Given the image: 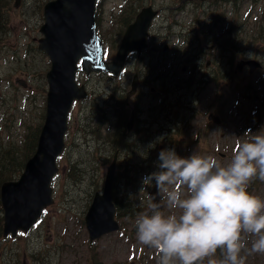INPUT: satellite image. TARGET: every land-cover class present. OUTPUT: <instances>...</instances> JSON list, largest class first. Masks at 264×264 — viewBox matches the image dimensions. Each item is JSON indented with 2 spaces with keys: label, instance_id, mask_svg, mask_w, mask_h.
Wrapping results in <instances>:
<instances>
[{
  "label": "rangeland",
  "instance_id": "1",
  "mask_svg": "<svg viewBox=\"0 0 264 264\" xmlns=\"http://www.w3.org/2000/svg\"><path fill=\"white\" fill-rule=\"evenodd\" d=\"M24 1L26 6L22 8L21 2H19L10 15L9 34H3V36L8 35L10 37V49L14 48L19 56L23 55L27 42L32 41L36 45V41L32 39L41 36L39 27L43 23V18L37 5L46 0ZM216 10L218 11V9ZM227 16L228 20L225 22L213 24L211 38L199 37V50L210 48L212 46L210 43H212L213 51L208 52L206 56L212 60V63L217 57L222 69L224 54L218 51V47L223 46L224 30H227V27L230 26L228 42L240 47L247 46L242 57L241 55L236 56L238 62L249 58L253 53H257L259 59L263 57L262 60L264 61V41L258 39V32L262 26L264 29V0L243 1L237 7L230 8L227 11ZM145 28L146 26L140 27V33H144ZM15 51H13L10 58L11 62L15 60ZM219 53H222V55ZM198 56H201L200 53ZM36 61L38 65L41 64L39 57ZM252 75L250 80L245 82L248 86L246 88H243L240 83H227L223 80L218 81V86L213 87L210 83H205L201 85V88L196 87L195 90L198 95L192 98V103L197 104L198 111L199 109L206 110L208 108L212 101L213 90L214 103L210 104V108L214 110L215 114L223 117L224 123L220 126H216V124L210 126L208 135L203 133L205 131L200 124L180 131L181 135H178L176 129L173 128L169 130L170 136L175 135V138L178 137L183 140L185 145H181L176 150L175 146L171 147L167 144L163 149H174L180 156H189L193 152L202 156L210 155L215 157L221 164H227L236 144L249 139L257 132H264V103H261V99L264 97V79H262L264 69L256 71ZM17 78L24 79L27 82V87L17 86L15 84ZM9 79L18 89L9 84ZM79 79L82 81L84 76L79 74ZM33 82L34 79L28 77L24 72L15 71L0 82V92L3 86L7 98V101L0 105V132L4 138L10 134L15 140H19L20 134L24 130V123L35 120V113L38 111L37 106L40 101L32 97L26 98L30 93L28 84ZM91 83V93L95 96L101 93V97L105 99L106 91L111 92L112 80L109 78L105 77L102 80L101 77L95 76L92 78ZM216 93L221 95V100L216 101ZM245 94L248 97H245ZM81 108H83L82 103H76L72 109L70 116L71 131L67 135L66 151L58 160L59 165L65 163L68 156L75 162L81 158V151L90 153L93 151L91 146L94 142L91 143V141H85V145L79 144L75 150V144L80 140H77L73 133L76 132L77 119ZM199 130L202 133L198 136ZM170 136L168 135V141ZM196 138L198 140L201 138L199 144L193 143ZM45 154H47L48 161L51 156L47 152ZM59 165V170L51 183L55 198L54 205L45 211L43 221L39 222L32 231L18 236L10 243V245L19 246L22 263H33L32 258L38 257L39 264H89L87 261V233L83 216L93 194L97 190H94L95 185L90 183L89 180L74 183L65 176L64 165ZM106 168H104V171ZM154 171L157 170L154 168L148 170L142 166L140 176H134L136 181H133L132 184L126 185L124 182H117L116 193L117 189L126 190L125 192L134 198L133 208H137V211L133 218H123L121 231L103 236L94 244L100 254L99 260L103 264H160V258H156L158 251L142 245L136 238V230H133L137 215L147 210L150 196H155L159 200L155 181L153 180L151 184L147 181L142 182L145 176ZM134 183L137 188L132 190ZM41 186L42 180L40 179L36 189H40ZM248 190L264 198V181L257 179V185L253 188L249 187ZM160 203L163 205L164 202L160 201ZM163 210L167 211L166 207ZM125 226L127 235L123 233ZM245 238L248 243L240 253L244 257V264H264V254L251 253L249 249L252 238ZM203 259H205L206 264H219L223 259V253L218 249L215 253Z\"/></svg>",
  "mask_w": 264,
  "mask_h": 264
},
{
  "label": "flooded vegetation",
  "instance_id": "2",
  "mask_svg": "<svg viewBox=\"0 0 264 264\" xmlns=\"http://www.w3.org/2000/svg\"><path fill=\"white\" fill-rule=\"evenodd\" d=\"M106 1L110 4L108 17L101 8L97 14L98 27L108 18L110 40L106 44V61L116 58L125 30L143 9L147 20L145 43L140 49L128 52L120 72L117 75L97 74L102 79L112 80L109 105L98 102L97 107L111 109V128L116 133L114 155L117 163H129L126 156L135 162V173L127 174L132 184L136 181L134 176H140L141 166L147 169L152 161L158 165V153L167 144L175 146L176 150L183 144L169 142V130L175 128L181 135L180 131L196 124L202 125L204 130L210 127L208 114H202L197 104L192 103L197 83L204 78L205 82H213L210 72L203 76L204 70L210 68V59L206 55L213 51V44L200 51L199 37L211 38L213 24L228 20V16L220 14L217 8L231 7L245 0H99V4ZM139 33L138 30L135 35ZM226 49L227 59L237 50L230 45ZM239 50L246 51L245 48ZM251 57L257 56L252 54ZM245 69L246 66L239 68L242 81L246 80ZM97 75L85 78L88 97L84 103L92 100L91 80ZM136 188L134 183L132 190Z\"/></svg>",
  "mask_w": 264,
  "mask_h": 264
},
{
  "label": "clouds",
  "instance_id": "3",
  "mask_svg": "<svg viewBox=\"0 0 264 264\" xmlns=\"http://www.w3.org/2000/svg\"><path fill=\"white\" fill-rule=\"evenodd\" d=\"M158 161L142 182L155 181L159 200L150 196L134 226L137 240L160 253V264H198L218 249L219 264H244L245 237L252 238L251 253L264 254V198L248 190L254 179L264 181V132L236 144L227 164L174 149L160 150Z\"/></svg>",
  "mask_w": 264,
  "mask_h": 264
},
{
  "label": "water",
  "instance_id": "4",
  "mask_svg": "<svg viewBox=\"0 0 264 264\" xmlns=\"http://www.w3.org/2000/svg\"><path fill=\"white\" fill-rule=\"evenodd\" d=\"M95 1L97 0H53L44 6V23L40 28L44 38L39 39V47L48 52L53 62L52 71L48 74L50 83L47 93V121L39 139L35 161L28 162L26 171L19 182L4 184L2 187L6 221L5 231L14 230L19 226L25 227L37 214L40 207L50 201L48 182L51 175L46 174V172L51 168V159H54L63 148V135L66 130V119L71 103L73 99L84 96L83 87H77L75 82L76 63L80 60V69L86 74L109 72L112 75H117L128 52L134 48L140 49L145 43L147 20L145 19V9H143L135 21L127 27L121 42L126 34H128V38L120 44L116 58L112 61H104L102 44L95 31ZM135 26L139 27V31L140 27L146 26L145 32L140 33L138 38H135L131 33V29ZM67 32H71L82 41L80 46L73 48L69 39L58 43L53 36L63 35ZM56 60L62 64L63 68L53 77ZM246 64L249 65L251 72L260 65L255 60H248ZM46 152L51 156L49 162ZM115 161L116 157L106 171L102 193L97 192L95 194L84 217L90 241L119 228L118 222L114 220L115 208L111 196ZM40 179L42 180V189L35 191L33 187L39 184ZM42 192L46 194L45 199L37 207H32L31 203ZM100 199H104V201L100 202ZM10 205L14 208L27 207L28 215L25 217L19 215L9 220L8 207ZM96 214H99L100 217L98 223L94 222V215Z\"/></svg>",
  "mask_w": 264,
  "mask_h": 264
},
{
  "label": "trees",
  "instance_id": "5",
  "mask_svg": "<svg viewBox=\"0 0 264 264\" xmlns=\"http://www.w3.org/2000/svg\"><path fill=\"white\" fill-rule=\"evenodd\" d=\"M12 0H0V33L5 31V34L9 33L10 26L8 25L9 20L3 13L6 9L12 8L11 5ZM41 9V7H40ZM9 36L5 35L0 38L3 44L9 41ZM228 65V64H227ZM220 66L214 67L213 71L215 72L216 76L222 78L223 76V69H226V65H223L222 69L220 70ZM222 72V73H221ZM111 100V95L108 96V101ZM101 111L104 112L102 115L103 119L99 122L98 125L94 124L92 128V133L94 134V138L99 140V144L97 146H93L91 148L92 153L88 152L87 156L84 160V165L79 166L77 168V172L75 174L72 171L73 160L67 157V171L68 176L73 180L82 181L84 176L89 177V182L95 185V189H99L101 186V182L103 179V167L108 164L109 159L111 158L114 151H115V137L116 133L113 132L109 127L104 128L105 124H111V109L106 108L102 109ZM39 128L36 130V135L28 136L26 143L23 145L22 148H15L14 146H7L2 147L0 146V188L1 185L6 182L7 180L15 179L19 176L21 171L24 168L25 161L29 158V156L34 152L35 145L39 133ZM180 134V133H179ZM94 139V140H95ZM106 142V146L104 145ZM175 142V141H174ZM102 144V145H101ZM83 162V161H82ZM118 171V178L112 185V195H113V202L115 205L116 216L120 219V225L122 227V220L123 218H133L136 209L132 208V202L129 200L131 196L127 193L125 195H120V193H116L115 189L117 188V182H124L127 183L125 174L126 171L123 172L122 167H120ZM80 171V172H78ZM79 175V176H78ZM255 179L251 182L254 183ZM132 211V212H131ZM2 207L0 204V232L2 229ZM123 228V227H122ZM135 230V227L134 229ZM127 235V228L124 227V231ZM94 252L90 253V261L91 264H97V252L95 247L93 248ZM95 259L96 261H93Z\"/></svg>",
  "mask_w": 264,
  "mask_h": 264
},
{
  "label": "bare ground",
  "instance_id": "6",
  "mask_svg": "<svg viewBox=\"0 0 264 264\" xmlns=\"http://www.w3.org/2000/svg\"><path fill=\"white\" fill-rule=\"evenodd\" d=\"M128 29V28H127ZM139 30V27L138 26H135V27H133L132 29H131V33H132V35L135 37V38H138L139 37V35L138 36H136L135 34H137V31ZM72 32V31H71ZM71 32H67V33H64L63 35H53L54 37H55V39H56V41L58 42V43H60V42H63L64 40H66V39H69L70 41H71V45H72V47L73 48H75V46H80V44H81V40H79V38H76L75 37V35L74 34H72ZM140 32V31H139ZM58 33V32H57ZM140 34V33H139ZM128 38V34H126V36H125V38H124V40L121 42V43H124L125 42V40ZM83 40V39H82ZM86 40V39H85ZM85 43V42H84ZM91 46V45H90ZM92 48V47H91ZM72 49V48H71ZM72 52V51H71ZM231 54V53H230ZM229 54V55H230ZM63 60V59H62ZM62 68H63V66H62V64L60 63V62H58L57 60L55 61V71H54V73H53V77H55L56 76V74L58 73V72H60V71H62ZM57 69H58V71H57ZM81 74L83 75V74H85L83 71H81ZM97 75V74H96ZM94 78V77H93ZM63 80V79H62ZM88 96H83V97H81L79 100H81L82 98H84V99H86ZM93 99V98H92ZM153 163H151L149 166H148V170H150L151 168H154V169H156L157 170V164H155V162L154 161H152ZM47 163V162H46ZM53 182V181H52ZM45 197H46V194H45V192H42L40 195H39V197L36 199V200H34L32 203H31V206L32 207H37L44 199H45ZM100 202H103L104 201V199H100L99 200ZM99 205V204H98ZM99 207V206H98ZM97 207V208H98ZM8 211H9V220H12V219H14L16 216H27L28 215V208L27 207H21V208H14L13 206H9L8 207ZM100 221V217H99V214H96V215H94V222L95 223H98Z\"/></svg>",
  "mask_w": 264,
  "mask_h": 264
}]
</instances>
